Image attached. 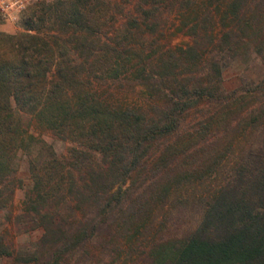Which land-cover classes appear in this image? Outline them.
Returning a JSON list of instances; mask_svg holds the SVG:
<instances>
[{
  "label": "trees",
  "instance_id": "obj_1",
  "mask_svg": "<svg viewBox=\"0 0 264 264\" xmlns=\"http://www.w3.org/2000/svg\"><path fill=\"white\" fill-rule=\"evenodd\" d=\"M170 19L188 40L157 46ZM263 19L264 0L28 5L22 29L0 31V209L20 183L22 150L31 178L23 216L41 233L17 249L0 237V255L264 264V90L222 84L238 55L264 58ZM127 75L145 87L138 104L114 103L104 89ZM25 114L69 141L66 152L29 131ZM175 201L194 223L171 234L163 215Z\"/></svg>",
  "mask_w": 264,
  "mask_h": 264
},
{
  "label": "rangeland",
  "instance_id": "obj_2",
  "mask_svg": "<svg viewBox=\"0 0 264 264\" xmlns=\"http://www.w3.org/2000/svg\"><path fill=\"white\" fill-rule=\"evenodd\" d=\"M25 9L13 12L12 16L0 11V31L14 33L22 29L21 22ZM170 20L171 21H169L162 30V34L158 35L159 40L157 46L163 44L177 46L188 40L187 35H184L182 31L177 28L176 23H172L173 19ZM263 80L264 58L252 50L238 55L236 59L224 68L222 75L223 87L229 91L237 90L239 93L244 92L243 88L245 87L251 89L255 88L256 84L259 85L261 90H264ZM105 88L109 90L108 96L114 103L138 104L142 102L145 97V87L137 83L131 76L111 82V84L104 87V89ZM24 125L29 131L51 142L58 154H64L66 152L67 146L70 144L69 141L60 139L49 130L38 126L35 120L28 114L24 115ZM16 175L20 179V183L14 190L12 200L8 206L0 209V237L6 242H9L14 249L30 245L41 233L40 228H32V226H30L31 221L27 223L25 221L27 218L23 216L25 214H23V200L31 184V178L28 170L27 157L22 150L18 153ZM196 188L200 190L202 187ZM194 191V186H191L188 191L184 192L185 196H190ZM171 206L172 209L163 215V217L166 218L164 219L166 220V224H169L170 230H172L170 232L171 234L181 232L180 230L182 228L191 226L194 223L192 216L193 210L190 207L183 208L184 206L176 201L173 202ZM155 213H159L158 220L161 218L160 213H163V210L156 208ZM176 225L178 226L176 227ZM0 264L14 263L11 256L0 255Z\"/></svg>",
  "mask_w": 264,
  "mask_h": 264
},
{
  "label": "built area",
  "instance_id": "obj_3",
  "mask_svg": "<svg viewBox=\"0 0 264 264\" xmlns=\"http://www.w3.org/2000/svg\"><path fill=\"white\" fill-rule=\"evenodd\" d=\"M36 1L38 0H0V11L12 16L13 12L23 10Z\"/></svg>",
  "mask_w": 264,
  "mask_h": 264
}]
</instances>
